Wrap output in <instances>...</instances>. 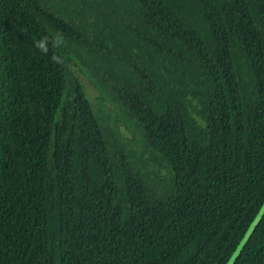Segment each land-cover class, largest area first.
<instances>
[{"label": "trees", "instance_id": "1", "mask_svg": "<svg viewBox=\"0 0 264 264\" xmlns=\"http://www.w3.org/2000/svg\"><path fill=\"white\" fill-rule=\"evenodd\" d=\"M263 202L264 0H0V264H264Z\"/></svg>", "mask_w": 264, "mask_h": 264}, {"label": "rangeland", "instance_id": "2", "mask_svg": "<svg viewBox=\"0 0 264 264\" xmlns=\"http://www.w3.org/2000/svg\"><path fill=\"white\" fill-rule=\"evenodd\" d=\"M75 69V72L79 75V77L82 79V82L84 83L85 85V92H86V95L88 96V98L93 102L94 106L97 108V112H98V116L99 117H102V113L99 111V109L103 112V114L110 120L112 121V119L116 116V115H119L120 116V120L117 121V123L121 124V126L123 127V129H120V133H123L122 135L125 137L127 136V138H132V133L129 132L127 130L126 127H124V124H123V120H122V112H118V109L117 111L115 110V105L113 106V104L111 102H109L108 100H104V99H99L98 98V93L95 89V87H93V85L90 83V81H88L84 75H82L81 72L78 71V69L76 67H74ZM129 146L131 148H136V149H140V145L137 143L135 144V142L132 140L131 143L129 144ZM264 206V202H263V205ZM258 217V213L255 215V220L256 218ZM254 221V220H253ZM253 221H251V223L249 224V226L247 227V231L251 228L252 224L254 223ZM245 232L242 237L240 238V241L239 243L237 244V246L234 248L233 252L231 253V255L227 258L225 264H229V262L231 261L233 255L237 252V249L239 248L240 246V243L243 241V239L245 238L246 234L248 232Z\"/></svg>", "mask_w": 264, "mask_h": 264}, {"label": "clouds", "instance_id": "3", "mask_svg": "<svg viewBox=\"0 0 264 264\" xmlns=\"http://www.w3.org/2000/svg\"><path fill=\"white\" fill-rule=\"evenodd\" d=\"M46 44H47V37L43 38L41 41L37 43V47L40 48L41 50L46 51Z\"/></svg>", "mask_w": 264, "mask_h": 264}]
</instances>
